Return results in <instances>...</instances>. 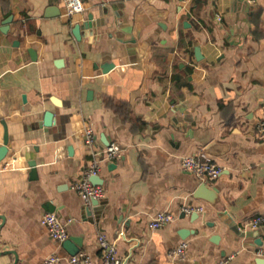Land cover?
Wrapping results in <instances>:
<instances>
[{"label":"crops","instance_id":"crops-1","mask_svg":"<svg viewBox=\"0 0 264 264\" xmlns=\"http://www.w3.org/2000/svg\"><path fill=\"white\" fill-rule=\"evenodd\" d=\"M83 4L69 16L64 0H0V264L70 256L41 223L51 208L95 263L105 235L131 264H257L264 224L247 223L264 217V0ZM212 142L219 156L204 152ZM113 143L120 156H100L93 176L105 196L86 206L73 186ZM191 155L221 176L185 171ZM203 183L219 208L196 197ZM161 212L174 220L154 229Z\"/></svg>","mask_w":264,"mask_h":264},{"label":"built area","instance_id":"built-area-1","mask_svg":"<svg viewBox=\"0 0 264 264\" xmlns=\"http://www.w3.org/2000/svg\"><path fill=\"white\" fill-rule=\"evenodd\" d=\"M67 5V13L69 16L80 13L84 10L83 0H64ZM258 129L264 133V122L258 125ZM86 143L90 146H96V137L91 128H88L85 132ZM121 154V147L115 143L108 145L105 149L99 150L95 148L94 155L96 161L93 166L88 169L83 177L74 184V189L84 200L86 206L90 205L93 200H100L105 196V189L102 185L94 184L91 181V177L98 175L100 171L99 157L102 156L107 159H115ZM182 167L185 171L194 174L198 178L204 181H214L218 179L223 168L212 159H201L198 155L186 156L182 160ZM187 212L192 211V208H186ZM174 216L170 213L161 212L158 213L151 222V227L159 229L166 224L172 222ZM41 223L44 225L51 237L63 243L67 240L69 234L67 224L62 222L55 213H46L41 218ZM264 224V217L257 216L249 220L247 227L250 229H256ZM99 247L102 250V258L100 263H95L85 253H79L75 256L61 257L57 253H53L46 258L45 264H131L122 259L117 251L116 246L108 241L105 235H100L98 239ZM188 244L182 242L178 248L174 251L177 256H183L186 253ZM234 256H229L222 259L219 264H230Z\"/></svg>","mask_w":264,"mask_h":264},{"label":"water","instance_id":"water-1","mask_svg":"<svg viewBox=\"0 0 264 264\" xmlns=\"http://www.w3.org/2000/svg\"><path fill=\"white\" fill-rule=\"evenodd\" d=\"M89 20L92 21L93 20V16L90 15L89 16ZM199 54V51L197 50V55ZM24 102L26 103L27 100H26V97H24ZM44 123H45V126H52L54 123H55V120H54V114L50 111L46 112L45 113V118H44ZM7 138H5V144L3 146H0V161L3 160L5 158V156L8 154V147H7ZM218 143L217 142H212L210 144H208L205 148H204V152L207 153V154H210V155H214V156H219L220 154L216 152V148L218 147ZM31 167L33 169H35V164L32 163L31 164ZM97 177H91V181L94 183V184H98L97 183ZM209 187H207V184L206 183H203L199 188H198V193L196 194V197L198 199H202V200H205V201H208L210 202L214 207L216 208H219L217 203H215L213 201V193L211 191H213V189H207ZM210 190V191H208ZM100 200H93L92 201V205L93 206H97L100 204ZM49 211L51 213H53L55 211V209L51 208L49 209ZM72 243H74L75 245L73 246ZM63 247L68 251V253L70 254V256H75L77 254L80 253V250H81V247H82V244L74 239V238H70L69 240L65 241L63 243ZM256 263L257 264H264V259H258L256 260Z\"/></svg>","mask_w":264,"mask_h":264}]
</instances>
